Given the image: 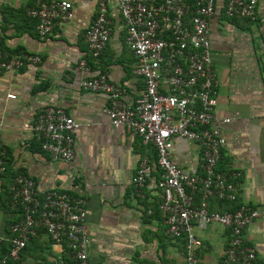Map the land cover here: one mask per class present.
Here are the masks:
<instances>
[{
  "label": "crops",
  "instance_id": "0c3cea01",
  "mask_svg": "<svg viewBox=\"0 0 264 264\" xmlns=\"http://www.w3.org/2000/svg\"><path fill=\"white\" fill-rule=\"evenodd\" d=\"M49 0H0V37L7 56L28 51L40 56L15 71L0 73V141L6 170L0 174V253L9 243V225L19 218L11 208V184L17 175L35 180L38 189L65 190L86 199L90 264H186L184 243L172 239L159 209L160 169L155 148L123 127H113L106 94L81 88L80 81L99 73L125 89L132 101L144 80L134 73L136 58L125 43V23L116 3L107 7L109 40L93 59L84 32L97 13V0H69L72 19L40 36L29 8ZM210 56L219 85L214 112L225 137L218 169L237 173V200L209 199L211 210L226 211L248 203L259 211L244 230V240L264 264V0H257L254 19L225 14V0H215L209 20ZM84 59L88 70L80 67ZM13 94V98L7 95ZM62 107L77 123L74 157L53 159L31 130L38 111ZM230 118L227 123L222 119ZM172 159L184 169L199 171L201 147L173 138ZM148 159L143 195L132 176ZM197 201L200 194L196 195ZM202 246L197 264H223L230 229L219 224L195 229ZM8 264H74L64 244L44 232L30 238L19 260Z\"/></svg>",
  "mask_w": 264,
  "mask_h": 264
},
{
  "label": "built area",
  "instance_id": "2783aa9c",
  "mask_svg": "<svg viewBox=\"0 0 264 264\" xmlns=\"http://www.w3.org/2000/svg\"><path fill=\"white\" fill-rule=\"evenodd\" d=\"M111 3L117 4L124 20L125 43L136 58L134 73L143 78L144 88L138 97L125 101V89L105 73L82 79L81 88L106 94L111 125L123 127L154 146L160 169L156 182L161 191L159 209L168 236L184 241L186 264H197L194 251L202 246L196 226L212 224L230 229L223 264H258L243 230L259 211L248 203H238L226 211L211 210L208 205L209 199L235 202L238 188L234 180L237 173L218 169L225 137L214 112L219 81L210 56L209 20L215 0H97L96 16L84 32L93 59L109 40L106 14ZM256 4L257 0H225V14L254 19ZM28 14L38 20V35L46 36L55 25L72 19L74 10L69 0H49L29 8ZM39 61V55L28 51L7 56L0 37V73ZM80 67L88 70L84 59ZM30 128L53 159H73L78 123L62 107L40 109ZM174 137L201 147L199 171L184 169L172 159ZM5 170L6 151L0 141V174ZM147 180L148 159L144 158L131 179L138 195H143ZM10 206L19 218L9 225V243L0 253V264L19 260L27 241L39 231L54 243L64 244L74 264H90L83 196L57 189L41 192L33 178L17 175L11 184Z\"/></svg>",
  "mask_w": 264,
  "mask_h": 264
},
{
  "label": "trees",
  "instance_id": "16d2710c",
  "mask_svg": "<svg viewBox=\"0 0 264 264\" xmlns=\"http://www.w3.org/2000/svg\"><path fill=\"white\" fill-rule=\"evenodd\" d=\"M154 159L156 160V153H155V156H154ZM216 200V199H215ZM217 201H219L220 203H223V202H225V201H220V200H217ZM236 206L235 205H233V207H231L230 209H228V210H232V209H234ZM210 209V208H209ZM178 241H181V243L183 244L184 243V241L182 240V239H177ZM5 250H7V247H6V249L4 248V249H2V251H5ZM3 253V252H2Z\"/></svg>",
  "mask_w": 264,
  "mask_h": 264
}]
</instances>
